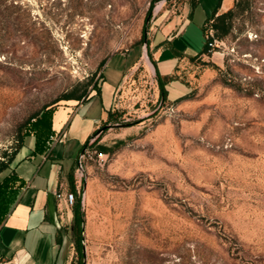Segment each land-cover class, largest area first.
I'll list each match as a JSON object with an SVG mask.
<instances>
[{"label":"rangeland","instance_id":"374dc122","mask_svg":"<svg viewBox=\"0 0 264 264\" xmlns=\"http://www.w3.org/2000/svg\"><path fill=\"white\" fill-rule=\"evenodd\" d=\"M190 1L0 0V168L45 106L88 97L110 56L130 57L78 146L84 240L69 264H264V0H229L221 39L217 10L210 52L180 61L184 92L163 100L149 44ZM205 17L195 8L172 47L201 51Z\"/></svg>","mask_w":264,"mask_h":264},{"label":"crops","instance_id":"0c3cea01","mask_svg":"<svg viewBox=\"0 0 264 264\" xmlns=\"http://www.w3.org/2000/svg\"><path fill=\"white\" fill-rule=\"evenodd\" d=\"M217 2L198 0L195 8L202 7L207 17ZM228 3L229 0H220L218 10L227 11ZM189 9L190 6H186L184 14L170 21L163 33L149 44L152 60L161 76L173 74L182 59L193 56L171 44L173 36L188 22ZM129 63L130 57L122 53L110 56L98 84L99 94L93 90L85 100H66L55 107L49 120L50 134L38 136L33 131L24 135L12 161L0 169V186H3L0 188V254L7 264L70 263L74 253L70 235L73 214L72 204L67 202L65 195L70 191L69 181L74 160L79 155L78 146L92 137L93 125L87 122L90 119L100 122L110 108ZM166 89L168 98L174 99L184 92V85L173 80ZM94 97L100 100L99 116H95L97 110L88 108L73 125L74 115ZM49 135L62 140L54 141ZM26 137H31L29 143ZM69 137L73 139L68 140ZM57 193L61 197H57Z\"/></svg>","mask_w":264,"mask_h":264},{"label":"trees","instance_id":"16d2710c","mask_svg":"<svg viewBox=\"0 0 264 264\" xmlns=\"http://www.w3.org/2000/svg\"><path fill=\"white\" fill-rule=\"evenodd\" d=\"M219 3H220V0H218L216 6L214 7V9L212 11V13L209 16H207L205 18L204 22H203L202 29H203V34H204V37H205V43L203 45V48L197 54H195L193 56H190L189 57L190 59L199 57L202 54H206V53L210 52L209 51L210 43H211V40H212L213 37H209L208 35H206V33L204 32V28H205V25L208 22V20L211 18V16L217 12L218 7H219ZM197 5H198V0H191L190 1V3H189L190 9H189V12H188V18L189 19L192 17L193 11H194V9H195V7ZM232 14H233V12H232L231 9L217 14V17H216L217 22L214 24V28L218 30V32L215 34L216 38L221 39L226 33H228V31L231 28V24L229 22V18L232 16ZM148 44L149 43H147V45ZM149 55L151 57V53L150 52H149ZM151 59H152V57H151ZM152 62L154 64L155 70H156V80H157V85H158L159 92H160V97H161V99L165 100L167 98V94H168V91L166 89V85L169 82L175 80V78L172 76V74L161 76L159 74L158 70H157L155 62L153 60H152ZM93 90L96 92V94H99V92H100L99 87H94ZM82 97H84V98L82 99ZM86 98H87V95L77 96V97H74V96H71V95H67L63 99L64 100H72V101L78 102L80 100H85ZM54 109H55L54 106H51V105L45 106L41 110V112L39 113V116L35 120V122H33L30 125V129L28 131H26L25 135L29 134L30 132H33V131L36 132V134L38 136L40 134H44V133L45 134H48V133L50 134V131H51L50 129L51 128L49 126V120H50V115L52 114ZM47 137H48V135H47ZM88 141L89 140L86 141V143L83 145V147L86 146ZM98 149H99L100 152H107L109 148H107L104 145H99ZM76 162L77 161L75 159L74 163H73V167H72V178L69 181V188L72 191H75L74 184H73V174H74L73 172H74V170L76 168ZM3 167H5V166H3ZM2 187L3 186H0V188H2ZM74 196H75V201L72 204V214H73V216H72V222H71V230H70L71 233H70V235H71V239H72V242H73V245H74V249L76 250V253L79 256H81V254H82V252H81V249H82V224L84 222V218H83V213H82V211L80 209L79 196L76 193H74Z\"/></svg>","mask_w":264,"mask_h":264},{"label":"built area","instance_id":"2783aa9c","mask_svg":"<svg viewBox=\"0 0 264 264\" xmlns=\"http://www.w3.org/2000/svg\"><path fill=\"white\" fill-rule=\"evenodd\" d=\"M212 43H210V45H211ZM50 138L52 139V140H54V141H61L62 139H61V137H56V138H53L52 136H50ZM84 150L82 151V153L80 152L79 153V160H78V164L80 165V158H82V157H84ZM97 155L99 156V157H102L103 155H104V153L103 152H98L97 153ZM56 196L57 197H61V194H56ZM65 198H66V200H67V202L69 203V204H73V202H74V199H75V196H74V194L72 193V192H67L66 193V195H65ZM8 263V261H6V260H4L3 258H2V255L0 254V264H7Z\"/></svg>","mask_w":264,"mask_h":264},{"label":"water","instance_id":"95a60500","mask_svg":"<svg viewBox=\"0 0 264 264\" xmlns=\"http://www.w3.org/2000/svg\"><path fill=\"white\" fill-rule=\"evenodd\" d=\"M83 149L81 150V153H82ZM82 240H84V228H82ZM83 264H84V262H83Z\"/></svg>","mask_w":264,"mask_h":264}]
</instances>
